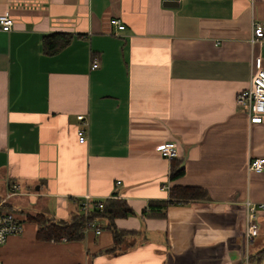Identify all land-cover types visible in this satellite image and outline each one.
Instances as JSON below:
<instances>
[{
    "label": "crops",
    "instance_id": "crops-1",
    "mask_svg": "<svg viewBox=\"0 0 264 264\" xmlns=\"http://www.w3.org/2000/svg\"><path fill=\"white\" fill-rule=\"evenodd\" d=\"M5 12L14 25L0 30V196L19 185L6 207L24 230L0 246L3 264H264V209L247 254L244 208L264 203V171L248 170L264 157V121L236 105L253 58L264 62V38L250 41L264 0H0ZM54 32L72 40L46 54ZM166 141L185 167L176 180L156 149ZM176 184L209 198L148 211ZM87 195L134 211L114 219L132 232L115 251L108 217L81 240L41 239L27 220H70Z\"/></svg>",
    "mask_w": 264,
    "mask_h": 264
},
{
    "label": "built area",
    "instance_id": "built-area-1",
    "mask_svg": "<svg viewBox=\"0 0 264 264\" xmlns=\"http://www.w3.org/2000/svg\"><path fill=\"white\" fill-rule=\"evenodd\" d=\"M182 1V0H173ZM111 24L119 30L124 29V23L117 17L111 19ZM14 25V20L9 12L0 15V30L9 32ZM264 38V28L260 22L254 21L252 25V35L250 38L252 46L262 45ZM99 66L97 59L93 60L92 68ZM236 105L240 110L246 112L251 124L262 123L264 121V62L263 58L258 55L252 60V71L250 86L237 94ZM78 119L83 123L78 128L79 142L87 141V124L88 120L84 115H78ZM156 149L166 158L172 159L178 155L176 142L166 141L157 145ZM248 170L250 172L264 171V157L251 158ZM11 191L7 194V199L16 195L19 191V185L12 184ZM7 199L0 201V246L7 242L9 236L21 234L24 230V224L17 214L6 207ZM104 198H98L87 195L80 201L82 214L86 217V229L95 228L97 233L101 230L96 227L95 220L91 215L94 211L102 209L105 204ZM245 219H246V250L248 254L249 246L260 232V212L264 209V203H257L251 199L244 202ZM65 239V238H63ZM249 256L247 255V258ZM0 264L3 262L0 260Z\"/></svg>",
    "mask_w": 264,
    "mask_h": 264
},
{
    "label": "trees",
    "instance_id": "trees-1",
    "mask_svg": "<svg viewBox=\"0 0 264 264\" xmlns=\"http://www.w3.org/2000/svg\"><path fill=\"white\" fill-rule=\"evenodd\" d=\"M72 33L69 32H54L44 35L43 50L46 54L54 55L61 49L66 47L72 40ZM185 173V167L180 160L172 159L170 177L176 180L182 177ZM11 185V184H10ZM171 200L165 202H151L148 211L164 212L170 204L173 203H188L193 200H202L209 198L208 191L200 186H183L173 185L170 190ZM2 197L0 196V201ZM7 204V203H6ZM5 204V205H6ZM147 210L144 213L147 214ZM134 211L123 199L107 200L102 209L96 210L92 213V219L100 217H108L110 219V229L113 231L114 248L109 251H115L127 236L129 231L121 230L114 224V219L117 217H126L132 215ZM27 220L35 222L38 229V236L45 240H60L65 238L67 240H81L84 238L86 229V217L76 215L70 220H55L53 217L44 213L28 214ZM264 257V249L258 253ZM257 254V255H258Z\"/></svg>",
    "mask_w": 264,
    "mask_h": 264
}]
</instances>
